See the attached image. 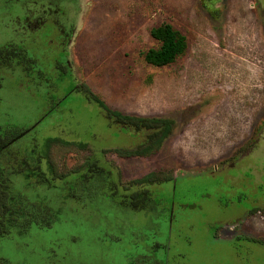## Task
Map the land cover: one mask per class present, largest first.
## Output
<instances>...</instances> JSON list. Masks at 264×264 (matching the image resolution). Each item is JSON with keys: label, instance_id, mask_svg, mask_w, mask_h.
<instances>
[{"label": "rangeland", "instance_id": "obj_1", "mask_svg": "<svg viewBox=\"0 0 264 264\" xmlns=\"http://www.w3.org/2000/svg\"><path fill=\"white\" fill-rule=\"evenodd\" d=\"M163 21L188 48L154 66L144 54ZM7 43L35 61L1 69L0 133L31 128L11 148L44 156L48 175L12 185L59 214L0 237V260L264 264V0H0ZM82 85L125 114L172 119L171 133L148 155L118 154L145 134L107 118ZM96 160L110 178L82 181ZM146 176L155 182H137ZM145 188L152 207L120 204Z\"/></svg>", "mask_w": 264, "mask_h": 264}, {"label": "trees", "instance_id": "obj_2", "mask_svg": "<svg viewBox=\"0 0 264 264\" xmlns=\"http://www.w3.org/2000/svg\"><path fill=\"white\" fill-rule=\"evenodd\" d=\"M150 35L157 41L158 45L149 48L144 54V59L154 66H166L175 62L188 48L186 35L171 22L163 21L152 27ZM15 59H18V63L23 64L26 70L31 69V65L35 61L28 56L22 46L16 43H7L0 46V85L3 78L1 69L3 67H13ZM74 90H82L89 101L97 103L105 116L122 128L131 130L136 134L141 132L145 134V140L135 148H116L115 151L122 156H144L156 151L173 129L174 121L172 119L129 115L111 108L104 99L87 85L77 86ZM50 112L51 110L48 114ZM30 129L0 133V237L9 236L13 233L23 235L32 225L51 226L55 221V217L59 214L52 206L42 202H31L13 188L12 175L16 173H24L26 178H34L39 183L48 181L47 172L43 170L41 165L44 156H28L11 148L14 140ZM53 140L48 139L47 146ZM48 165L51 174H54V169L49 162ZM88 167L90 170L83 175L87 179L93 177L94 172H100L98 174L104 175L106 180L108 177L110 178V171L105 170L97 160L91 162ZM166 179L169 178L163 180ZM137 182L153 183L155 181L146 176L138 179ZM110 189L112 195L118 194L119 190L114 182L110 184ZM150 203H152L151 192L146 188L135 190L128 195L126 194L124 199H120V204L127 205L133 210L152 207ZM2 263L8 264L4 261Z\"/></svg>", "mask_w": 264, "mask_h": 264}, {"label": "flooded vegetation", "instance_id": "obj_3", "mask_svg": "<svg viewBox=\"0 0 264 264\" xmlns=\"http://www.w3.org/2000/svg\"><path fill=\"white\" fill-rule=\"evenodd\" d=\"M105 170H107L106 169V167L105 166H102ZM88 170H90V168L89 167H87V169H86V171L81 175L82 176V181H83V179H85L86 177L85 176H83L85 173H87V171ZM100 174V172H94L93 174H94V176L93 177H90L88 180H95V179H106V177L104 176V175H99ZM125 195L126 194H123L122 195V199H124L125 198ZM2 261H4V262H7L8 264H11V262L8 260V259H5V258H1V260H0V264H4V263H2Z\"/></svg>", "mask_w": 264, "mask_h": 264}]
</instances>
